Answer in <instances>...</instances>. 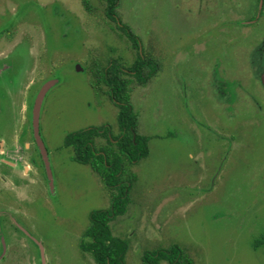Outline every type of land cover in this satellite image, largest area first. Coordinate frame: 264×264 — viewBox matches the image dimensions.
Instances as JSON below:
<instances>
[{
	"label": "rangeland",
	"instance_id": "1",
	"mask_svg": "<svg viewBox=\"0 0 264 264\" xmlns=\"http://www.w3.org/2000/svg\"><path fill=\"white\" fill-rule=\"evenodd\" d=\"M91 1L96 13L83 0H0V64H11L0 88L18 89L13 114L0 103V131L12 128L1 140L0 264H100L81 242L114 191L66 142L91 127L121 133L120 107L96 77L112 59L131 67L137 50L106 16V1ZM261 1L119 0L120 19L158 66L143 86L124 75L135 81L138 133L150 137L149 156L131 170L127 211L110 223L129 241L126 264L175 245L195 264H264V80L253 62L264 38ZM49 81L40 135L52 182L33 123Z\"/></svg>",
	"mask_w": 264,
	"mask_h": 264
},
{
	"label": "trees",
	"instance_id": "2",
	"mask_svg": "<svg viewBox=\"0 0 264 264\" xmlns=\"http://www.w3.org/2000/svg\"><path fill=\"white\" fill-rule=\"evenodd\" d=\"M105 1L106 16L116 22L118 28L133 41L134 47L139 49L140 38L127 24L118 23V21L122 23L117 10L119 0ZM83 3L89 12H97L91 0H83ZM117 66V62L112 60L106 69L104 67L96 77V85L103 88L102 81H104L112 87L113 93L110 92L109 95L120 107L119 119L123 134L115 136L107 126L91 127L71 133L66 142L67 145L74 147L76 161L91 165L106 185L114 191L112 207L92 213L91 226L84 236L90 241L81 242L83 251L93 255L100 264H126L129 241L113 235L110 223L118 215L126 213L130 202L129 192L137 179L131 170L135 163L146 158L150 153V137L138 133L137 130L138 115L130 104V94L126 88L129 80L123 79L118 71L113 70ZM145 67H150L149 73H144ZM132 68L140 75L141 84L146 85L158 67L153 60L138 52ZM101 138H105L106 143H99L98 140ZM163 260H167L170 264H195L191 257L184 254L179 245L169 249L148 251L143 255L145 264H161Z\"/></svg>",
	"mask_w": 264,
	"mask_h": 264
},
{
	"label": "flooded vegetation",
	"instance_id": "3",
	"mask_svg": "<svg viewBox=\"0 0 264 264\" xmlns=\"http://www.w3.org/2000/svg\"><path fill=\"white\" fill-rule=\"evenodd\" d=\"M261 3H262V1H261ZM261 3H260V10L261 11H263L262 10V6H261ZM263 3H264V1H263ZM122 20V19H121ZM114 22V21H113ZM251 22H253V20H251ZM116 23V22H115ZM118 23L119 24H125L123 21H122V23H120L119 21H118ZM116 25H117V23H116ZM129 26V25H128ZM118 27V26H117ZM122 31V30H121ZM123 32V31H122ZM124 33V32H123ZM125 34V33H124ZM127 36V35H126ZM128 37V36H127ZM129 38V37H128ZM130 39V38H129ZM130 41L132 42V46H133V48H135L134 47V44H133V41L130 39ZM139 43H140V47H139V49H136L137 50V56H138V52H140L142 55H146L145 53H144V50H142V48H141V42L139 41ZM258 54H257V57L256 58H254V60H253V62H254V64H255V67H256V69H257V71H258V73L261 75L262 74V79H263V76H264V38H263V41H262V43L258 46ZM30 52V51H29ZM30 55H31V53H29ZM149 59H151L148 55H146ZM9 60V58L7 59V61ZM43 60V59H42ZM113 60V62L114 61H116L117 62V64H118V66L117 67H115L113 70L114 71H118L121 75H122V78L123 79H127V80H129V83H128V86L129 85H132L135 81L134 80H131V79H128V78H126L124 75L125 74H132L136 79H137V81L139 82L138 84V86H143L142 84H141V82H140V75L138 74V72L136 71V70H134L133 68H132V66L134 65V63L132 64V66L131 67H126L125 66V64L124 63H122L123 61H122V59H112ZM112 60H109V64L111 63V61ZM136 60H137V58H136ZM135 60V61H136ZM152 60V59H151ZM7 61L6 62H3V63H1L0 65H2V67L0 68V73H2L3 74V72H4V70H8L10 67H11V64L10 63H7ZM155 63V62H154ZM109 64L108 65H106V66H101L100 65V70H99V73H100V71L101 70H103V68L104 69H106L108 66H109ZM156 65V64H155ZM158 67V66H157ZM78 69H81V67L80 66H78ZM146 69H149V70H146ZM158 69V68H157ZM113 71V72H114ZM149 71H150V67L149 68H147V67H145L144 68V73H149ZM157 72V71H156ZM156 72L154 73V75L156 74ZM5 73H7V74H9V72H6L5 71ZM98 73V74H99ZM107 79H108V77H107ZM264 80V79H263ZM11 80L9 79V82H10ZM103 82V89H106V91H107V94L109 95V93L110 92H112L113 93V89H112V87L108 84V83H106V82H104V81H102ZM45 85V84H44ZM133 86H134V84H133ZM106 87V88H105ZM114 88V87H113ZM127 88V90H128V87H126ZM40 91H41V89H40ZM39 91V92H40ZM18 94V89L17 90H12L11 88H10V86H8V87H6V86H3V87H1L0 88V103H5L4 105H5V110L7 111V113L9 112V113H11V114H13V112H14V106L16 105V95ZM39 94V93H38ZM37 97H38V95H37ZM37 97H36V99H37ZM109 97H110V95H109ZM118 102V101H117ZM119 103H122V102H119ZM130 104H131V99H130ZM3 105V106H4ZM132 105V104H131ZM133 106V105H132ZM1 108V107H0ZM134 108V107H133ZM134 111H135V109H134ZM137 114V113H136ZM138 115V114H137ZM14 117V116H13ZM138 119V118H137ZM121 128V127H120ZM12 129V128H11ZM11 129L8 131V130H6V131H0V153H5L6 152V148H5V146L3 147V144H2V142H1V140L2 139H4V137H6V136H8L10 133H11ZM25 134V133H24ZM123 134V130L121 129V133L119 134V136L120 135H122ZM36 139V138H35ZM37 142V141H36ZM37 145H38V143H37ZM38 147H39V145H38ZM40 149V148H39ZM41 151V150H40ZM42 153V152H41ZM42 155V154H41ZM42 157H43V155H42ZM44 158V157H43ZM34 163H36V161L34 162ZM128 207V206H127ZM2 212V211H1ZM4 212V211H3ZM12 218V217H11ZM13 219V221L15 222V225H16V228L19 230V231H21L22 233H24L25 235H27L26 233H27V231L22 227V226H20L19 224H18V219H14V218H12ZM3 220H2V215L0 216V239H1V244H2V252H1V254H0V259H2L3 257H4V255L7 253V240H6V232H5V227H3ZM28 237H30L31 239H32V237L31 236H28ZM33 240V242L38 246V243L34 240V239H32Z\"/></svg>",
	"mask_w": 264,
	"mask_h": 264
},
{
	"label": "water",
	"instance_id": "4",
	"mask_svg": "<svg viewBox=\"0 0 264 264\" xmlns=\"http://www.w3.org/2000/svg\"><path fill=\"white\" fill-rule=\"evenodd\" d=\"M262 5H263V1L261 3V6ZM263 79H264V76H263ZM54 84H55V81H49V82L45 83V85L42 87V89L39 92L38 97L36 99L35 105H34V119H33L35 138H36V141H37V143L39 145V148H40V150L42 152V155L44 157V160L46 162L48 170L50 172L49 174H50V181L51 182H52V178L53 177H52V173H51V170H50V162H49V157H48V151H47L45 143H44V141H43V139H42V137L40 135V114H41V108H42V103H43L44 97H45L47 91L50 89V87H52ZM35 241L38 243V245L40 247H42L41 242H39L37 240H35ZM42 257L43 258L45 257V253H44L43 247H42Z\"/></svg>",
	"mask_w": 264,
	"mask_h": 264
}]
</instances>
